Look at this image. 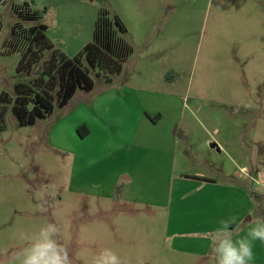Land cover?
<instances>
[{
  "label": "rangeland",
  "instance_id": "374dc122",
  "mask_svg": "<svg viewBox=\"0 0 264 264\" xmlns=\"http://www.w3.org/2000/svg\"><path fill=\"white\" fill-rule=\"evenodd\" d=\"M43 5L0 3V95L14 97L17 84L40 77L52 52L45 51L30 75L18 73L20 54L8 53L14 25L23 40L33 27L49 26L48 41L68 58L92 41L97 0L73 9L85 21L58 24H66L60 30L52 27L55 14ZM14 8L21 14L29 9L37 19L22 21ZM175 18L190 40L169 43L146 70L138 65L140 54L133 53L121 75L110 77L118 78L120 88L109 92L119 95L125 79L148 76L151 85L140 89L152 93L140 105L151 124L161 116L157 124L144 127L142 114L130 104L114 108V131L105 129L98 140L81 137L78 130L85 126L75 130L76 123L94 117L89 112L93 115L101 89L110 88L85 60L93 90H77L45 119L21 127L6 107L0 121V259L22 250L25 236L51 222L60 229L57 239L72 264H92L106 247L123 264H215L207 233L235 217L238 238L253 226L250 221L264 218V0H212L207 10L183 7ZM111 141L130 146L75 177L82 159L97 163L91 154L96 142ZM98 151L110 156L102 146ZM125 163L131 183L114 184L115 171ZM253 252L251 264H264V242H253Z\"/></svg>",
  "mask_w": 264,
  "mask_h": 264
},
{
  "label": "crops",
  "instance_id": "0c3cea01",
  "mask_svg": "<svg viewBox=\"0 0 264 264\" xmlns=\"http://www.w3.org/2000/svg\"><path fill=\"white\" fill-rule=\"evenodd\" d=\"M40 3L44 4L45 10L47 12L48 6L50 11L55 14V25L54 29L60 30L64 29L66 24H70V22L76 21H85L84 17H77V14H73V9L75 8H83L87 7V5L92 1L90 0H38ZM97 7H93L94 9V24L98 12L100 10H106L112 12L115 17H118L121 22L124 24L126 28V33L124 35L125 41L131 45L133 49V53H139L142 69H147L153 65H155V57L156 54H163L166 51L169 43H177L178 41L185 42L186 40H190V37H185V32L183 31V24L179 23L178 18H175L177 12L180 8L188 7V8H207L210 6L212 0H97ZM237 2L247 3L248 0H237ZM42 6V7H43ZM102 8V9H101ZM91 17L88 18L89 21ZM65 26H59L63 25ZM201 23L205 24V20L201 21ZM59 24V25H58ZM203 24V25H204ZM46 28V32H49V26L43 25ZM92 26V24H91ZM53 45V41L51 42ZM56 45V44H55ZM60 48L62 46L60 45ZM62 53V52H61ZM64 54V53H62ZM65 55V54H64ZM149 57H153L154 59H148ZM147 59V60H146ZM146 60V62H145ZM146 63H151L146 65ZM121 75V74H120ZM119 76V75H118ZM150 78L148 76H143L141 79L137 77H131L129 79H125V85L122 86L123 91L121 94H113V92H109L114 88H118L116 86L118 84V78L113 79L110 78L107 82L109 89H101V93L99 97L96 99V103L94 105V112H89L88 120H79L75 125V130L78 126H85L88 130V136L94 137V139L98 140V135L103 133L105 129H110L112 131L115 130V112L114 108L123 109L125 107H129V105H133L136 111H139L141 115V124L147 126L154 125L161 120V116L157 117L153 120L151 124L149 121H146V117L144 116V111L142 105H140V101L146 97V95L151 94L152 92L147 89L143 90L140 88L147 87L151 85ZM94 83V82H93ZM116 83V85H115ZM94 88V85H93ZM120 88V87H119ZM132 89H140V90H132ZM93 90V89H92ZM115 104H118L115 106ZM130 105V106H131ZM111 110V111H108ZM142 110V111H141ZM121 112V110L119 111ZM149 116V115H148ZM150 119V117H149ZM152 121V119H150ZM148 127V126H147ZM135 132L134 134H136ZM135 136H133L134 138ZM100 146L105 148L110 156L105 158V154L98 151ZM130 145L125 143L124 145H116L111 141L108 145H101L98 142L94 145V150L91 152L92 157L98 158L97 163L88 165L83 162V159L77 166V173L75 177L85 174L86 172L94 169L96 166H101L108 159L115 158L119 153L128 148ZM138 151L144 152L145 146L143 144L138 145L136 147ZM87 157V155H85ZM130 164V162H128ZM131 166H126V163L122 169L119 168L120 171H115L116 179L114 184H118L120 180L131 183V178L128 174H131L129 170ZM134 171V167H132ZM80 171V172H79ZM79 172V173H78ZM117 187V186H116ZM82 193H88L89 189L81 187ZM115 189V186L113 187ZM126 188L121 189L115 199L122 198V194H124ZM98 193L100 191H97ZM95 194V193H93ZM100 194V193H99ZM102 196L106 197L104 191L101 193ZM112 197L111 195H107Z\"/></svg>",
  "mask_w": 264,
  "mask_h": 264
},
{
  "label": "trees",
  "instance_id": "16d2710c",
  "mask_svg": "<svg viewBox=\"0 0 264 264\" xmlns=\"http://www.w3.org/2000/svg\"><path fill=\"white\" fill-rule=\"evenodd\" d=\"M27 11L29 9L21 14V10L14 8V13L22 21L34 22L37 14L31 11L29 14ZM19 28V24L12 27L8 52L20 54L18 73L30 75L34 65L41 62L45 51L52 50L40 77L30 84H17L14 97L6 92L0 95V121H3L6 107L11 106L10 110L21 127L32 126L38 119H45L53 113L55 107H65L77 90L92 91L94 83L83 60L97 76L108 81L111 76L122 73L124 64L133 54L131 45L124 39V24L118 17H111L106 10L98 12L92 41L73 58L54 49L45 35V26L33 27L24 40ZM78 134L83 137L88 131L81 127Z\"/></svg>",
  "mask_w": 264,
  "mask_h": 264
},
{
  "label": "clouds",
  "instance_id": "9594fccd",
  "mask_svg": "<svg viewBox=\"0 0 264 264\" xmlns=\"http://www.w3.org/2000/svg\"><path fill=\"white\" fill-rule=\"evenodd\" d=\"M220 226L207 233L215 264H251L254 260L253 242H264V218L250 223L246 234L238 236L240 225L235 217L221 220ZM60 229L56 223H47L33 235L25 236L28 245L14 251L0 264H72L68 249L57 239ZM92 264H123L111 248H103L92 259Z\"/></svg>",
  "mask_w": 264,
  "mask_h": 264
},
{
  "label": "water",
  "instance_id": "95a60500",
  "mask_svg": "<svg viewBox=\"0 0 264 264\" xmlns=\"http://www.w3.org/2000/svg\"><path fill=\"white\" fill-rule=\"evenodd\" d=\"M210 147L211 148H216L217 146L215 144H212Z\"/></svg>",
  "mask_w": 264,
  "mask_h": 264
}]
</instances>
